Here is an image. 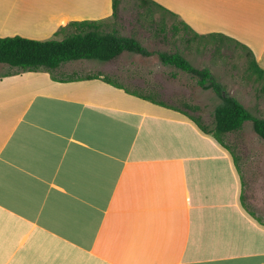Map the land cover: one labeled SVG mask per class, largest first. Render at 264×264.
Segmentation results:
<instances>
[{
  "label": "crops",
  "instance_id": "obj_1",
  "mask_svg": "<svg viewBox=\"0 0 264 264\" xmlns=\"http://www.w3.org/2000/svg\"><path fill=\"white\" fill-rule=\"evenodd\" d=\"M154 1L264 70V0ZM112 14V0H0V36L62 39ZM90 61L84 76L0 73V264H264V194L245 207L234 153Z\"/></svg>",
  "mask_w": 264,
  "mask_h": 264
},
{
  "label": "rangeland",
  "instance_id": "obj_2",
  "mask_svg": "<svg viewBox=\"0 0 264 264\" xmlns=\"http://www.w3.org/2000/svg\"><path fill=\"white\" fill-rule=\"evenodd\" d=\"M136 1L121 0L116 18L106 22L107 29H115L119 34L126 36L133 35L152 54L144 56L124 51L108 62L112 66L104 71L106 77L128 90L182 108L198 117L202 124L211 125L212 112L220 101L219 97L211 89H202L198 86L196 78L188 72L174 65L162 63L158 56V52H178L193 66L208 68L229 94L237 98L255 116L264 117V92L255 75L246 70L247 57L243 54V49L231 40L221 41L219 49L214 47L212 41L205 47L191 39L182 28L178 33H174L171 26L176 20L171 16H166L164 29L160 31L155 23L150 24L144 17L138 16L141 12L147 14V11L136 8L134 6ZM155 17L159 19V12ZM90 60L92 59L63 64L56 74L59 76L95 74L98 66L91 65L94 61ZM11 70L14 69L6 64H0V73ZM184 103L197 105L199 109L196 111L188 109ZM223 141L234 153L238 167L242 171L244 205L255 214L257 200L262 193L264 194V179L261 183L255 174L260 163L263 164L264 173V141L253 131L250 121H246L241 130L225 134Z\"/></svg>",
  "mask_w": 264,
  "mask_h": 264
},
{
  "label": "trees",
  "instance_id": "obj_3",
  "mask_svg": "<svg viewBox=\"0 0 264 264\" xmlns=\"http://www.w3.org/2000/svg\"><path fill=\"white\" fill-rule=\"evenodd\" d=\"M120 1L112 0L114 19L117 16ZM134 6L146 10L147 14L141 12L138 16L144 17L150 24L155 23L160 31L164 29L166 16H171L176 20L175 13L154 0H137ZM157 12H159L158 20L155 17ZM107 27L105 20L85 19L69 22V31L64 34L62 39L37 40L20 35L0 36V64H6L16 70H46L52 73L61 65L76 60L92 59L105 62L115 59L124 51L144 56L152 54L133 35H122L115 29L108 30ZM181 28L189 34V37L191 36V39L198 41L205 47L212 41L214 47L219 49L221 41L230 40L229 37L221 33L198 34L184 21L176 20V23L171 26L174 33H178ZM183 33L185 34V32ZM236 45L243 49V54L247 57L246 70L255 75V79L261 83V89L264 92V70L259 68L253 53L247 46L240 42H237ZM158 56L162 63L174 65L188 72L196 78L198 86L202 89H211L219 97L220 101L212 112L211 125L202 124L198 117L191 115L182 108L173 106L176 110L188 116L200 130L210 133L218 143L230 150L229 146L223 141V136L241 130L244 123L250 121L253 131L264 141V117L255 116L237 98L229 94L223 84L208 68L193 66L189 60L178 52H158ZM103 79L113 83L109 78L104 77ZM124 90L126 92L130 91L126 88ZM134 94L140 95L139 93ZM154 102L164 106L167 105L160 100ZM184 106L194 111L199 109V106L189 103H184ZM232 156L234 157L233 152Z\"/></svg>",
  "mask_w": 264,
  "mask_h": 264
}]
</instances>
